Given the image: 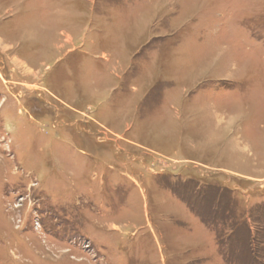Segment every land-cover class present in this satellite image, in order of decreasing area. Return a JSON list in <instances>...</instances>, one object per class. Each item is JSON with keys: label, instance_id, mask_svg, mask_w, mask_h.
I'll return each mask as SVG.
<instances>
[{"label": "rangeland", "instance_id": "rangeland-1", "mask_svg": "<svg viewBox=\"0 0 264 264\" xmlns=\"http://www.w3.org/2000/svg\"><path fill=\"white\" fill-rule=\"evenodd\" d=\"M0 264H264V0H0Z\"/></svg>", "mask_w": 264, "mask_h": 264}]
</instances>
